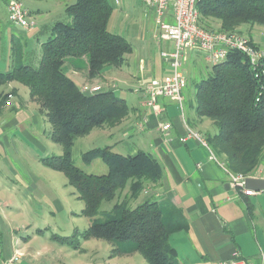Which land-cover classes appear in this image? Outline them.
Instances as JSON below:
<instances>
[{
  "label": "trees",
  "instance_id": "1",
  "mask_svg": "<svg viewBox=\"0 0 264 264\" xmlns=\"http://www.w3.org/2000/svg\"><path fill=\"white\" fill-rule=\"evenodd\" d=\"M198 8L201 24L209 29L210 19L220 21L221 31H233L242 24L264 25V0H203ZM113 11L109 0H75L66 7L70 21L41 28L38 35L46 31L48 37L41 43L39 65L20 62L0 72V86L17 81L29 88L30 97L51 124L52 140L63 148L62 155L44 156L41 163L65 174L84 201L81 214L93 219L84 231L76 228L66 236L52 233V241L83 251L84 241L104 238L114 245V256L139 252L148 264H181L171 241L173 234L190 229L181 208L169 200L150 199L130 207L147 183L161 181L163 168L157 158L142 150L125 155L109 145L95 147L83 153V160L91 163L101 158L108 172L98 175L84 171L72 157L79 137L95 128L115 127L130 112L128 101L115 89L85 93L62 67L68 57L86 56L88 75L97 78L109 65L120 68L126 63V55L134 48L127 38L109 31ZM246 58L239 50H231L225 61L211 65L212 76L194 84L196 115L210 119L217 128L206 140L216 154L225 156L224 166L244 175L260 172L264 166V57L256 67ZM7 96L0 91V108ZM126 189L124 201L116 202L105 220L94 218L104 201H112Z\"/></svg>",
  "mask_w": 264,
  "mask_h": 264
},
{
  "label": "crops",
  "instance_id": "2",
  "mask_svg": "<svg viewBox=\"0 0 264 264\" xmlns=\"http://www.w3.org/2000/svg\"><path fill=\"white\" fill-rule=\"evenodd\" d=\"M29 11V15L33 17V11ZM135 32H138L137 29ZM156 34L155 28L154 38H157ZM172 46L170 42L161 41L159 58H141L138 73L135 70L127 71L123 67V78L112 75L111 72L117 67L110 65L97 78H90L86 56L68 57L62 67L81 88L85 84H113L112 89L128 101L129 114L121 124L115 126L118 138L123 140L130 154H136L140 150L149 152L163 168L161 181L157 184L147 183L138 203L147 199L169 200L184 212L190 223L189 231L178 232L171 237L182 264H219L223 259L232 258L235 251L245 258L258 260L264 254V199L258 200L264 196V190H252L253 193L247 195L242 189L233 188L224 167L209 158V152L199 141L193 138L187 139L185 143L179 141L191 127L205 139L215 133L213 121L196 115L195 87L188 93L192 98H186L185 90L190 88V70L186 67L183 69L187 77V85L183 90L184 111L177 101L168 97L159 98V105L162 107L160 114L144 106L146 97L143 84L152 78L173 73V69L161 57V51ZM197 54L198 52L190 53L188 61L192 55ZM121 68L118 69L122 70ZM131 80H137V86L130 84ZM13 82L15 81L0 86V91L8 94L5 104L0 108V118L7 117L3 119L5 126L21 129L31 137H34L33 133L41 134V122L45 123V120L40 105L31 97L25 103L20 95V87ZM130 94H134L135 98L130 99ZM163 121L172 124V129L167 133L161 131L160 124ZM100 128H103L102 131L110 140L113 139L114 133L106 131L107 126ZM95 130L96 128L85 136H92ZM34 140L37 141V138ZM222 158L225 160V156ZM260 171H264V166L261 165ZM12 231L14 236L11 241L0 249V264H70L65 259H71V253L60 257L64 253L63 249H56L46 242L35 244L34 238L18 236L17 229L13 227ZM88 241L83 242V252H74L85 254L88 251L85 247ZM91 261L82 264H95L94 259Z\"/></svg>",
  "mask_w": 264,
  "mask_h": 264
},
{
  "label": "rangeland",
  "instance_id": "3",
  "mask_svg": "<svg viewBox=\"0 0 264 264\" xmlns=\"http://www.w3.org/2000/svg\"><path fill=\"white\" fill-rule=\"evenodd\" d=\"M21 1L26 8L33 11L31 18L35 21L36 27L33 31H29L12 24L7 11L8 0H0V72L8 71L20 62L38 66L42 56L41 43L48 37L46 31L38 35L41 28L51 26L57 21H70L66 7L75 2V0ZM109 1L114 7L108 24L109 31L127 38L134 48L132 53L126 55L127 63L131 64L124 63L122 70L116 68L111 72L112 75L123 78V67L127 71L135 70L138 73L141 58L150 60L159 58L161 41L154 38L156 28L154 13L142 0H120L119 5H115L113 0ZM208 22L212 30L216 31L221 27L219 20L210 19ZM233 31L241 32L258 48L264 49V25L242 24ZM185 63L183 69L186 67L191 72L190 88L185 90L186 98L189 100L192 97L188 93L191 88H194V84L202 78L212 76L214 72L208 64L206 54L202 51L195 56L192 55ZM129 82L137 86V80ZM13 83L18 84L23 101L28 103L31 95L29 88L17 81ZM129 98L134 99V94H130ZM42 117L45 120V123L41 122L43 132L33 133L37 141L21 129L5 126L6 122L3 119L7 117L0 118V249L4 248L14 236L13 227L17 229L18 236L34 238L35 244L46 242L56 249H63L64 253L60 257H66L67 253H71L73 257L65 259L70 264L92 262V259L95 264H148L139 252L129 255H112L114 245L104 238L89 239L85 245L88 249L85 254L74 252L73 249L61 246L50 239L52 233L66 236L73 234L76 228L84 231L93 219L81 214L84 201L78 198L76 189L69 186L65 174L41 163V158L44 156L63 154L62 146L51 138L52 127L46 115L43 114ZM213 128L214 132H217L215 125ZM102 129L96 128L92 136L79 137L73 145L72 157L75 164L88 173L101 175L108 172V166L101 158L91 163L83 160V153L92 148L111 145L115 152L130 154L123 140L119 139L118 132L115 131L117 128L106 129L114 133L111 140ZM209 147L213 150L211 145ZM205 150L209 151L207 147ZM213 152L215 153L214 150ZM215 155L220 162H225L222 156L216 153ZM125 191H119L112 201H104L94 218L105 220L111 214L109 211L115 203L124 201ZM259 199H264V196ZM258 200L255 198V202ZM137 204L138 200H132L130 207L133 208ZM38 229H47V232L40 233Z\"/></svg>",
  "mask_w": 264,
  "mask_h": 264
},
{
  "label": "built area",
  "instance_id": "4",
  "mask_svg": "<svg viewBox=\"0 0 264 264\" xmlns=\"http://www.w3.org/2000/svg\"><path fill=\"white\" fill-rule=\"evenodd\" d=\"M113 1L115 5L120 4V0ZM201 1L203 0H142L146 7L154 13L156 37L160 41L170 42L173 45L161 51V57L173 69V73L160 78H152L143 84L146 97L144 106L156 111L158 114L162 113V107L159 105V98L161 97H168L177 101L181 110L184 111L183 90L187 85V77L183 66L190 53H201L202 51L206 54V59L210 65L225 61L231 50H239L245 54L246 59L254 67L264 57V49L252 44L251 40L241 32L215 31L203 26L198 8ZM7 3L10 22L26 30L33 31L36 23L29 15L30 11L24 3L21 0H8ZM262 74H264V70ZM105 88L112 89L114 87L113 84L106 86L85 84L81 89L85 93H96ZM139 127H142V125ZM160 127L163 133H167L172 129V124L169 121H163ZM189 138L199 141L205 148H208L209 158L224 167L233 188L242 189L245 194L250 195L253 191L245 188L247 177L264 178V172L262 171H254L247 175L230 171L224 166V163L217 159L205 137L192 127L179 138V141L185 143ZM219 264H264V254L262 253L261 258L258 260H254L245 258L238 251H235L232 258L223 259Z\"/></svg>",
  "mask_w": 264,
  "mask_h": 264
},
{
  "label": "water",
  "instance_id": "5",
  "mask_svg": "<svg viewBox=\"0 0 264 264\" xmlns=\"http://www.w3.org/2000/svg\"><path fill=\"white\" fill-rule=\"evenodd\" d=\"M245 188L254 191H263L264 178L247 177L245 181Z\"/></svg>",
  "mask_w": 264,
  "mask_h": 264
}]
</instances>
